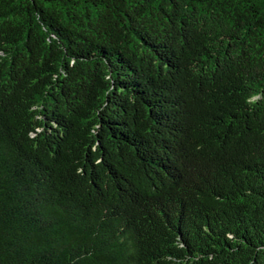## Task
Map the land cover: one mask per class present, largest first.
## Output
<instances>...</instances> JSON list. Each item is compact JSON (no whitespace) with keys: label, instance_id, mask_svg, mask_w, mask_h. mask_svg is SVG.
<instances>
[{"label":"trees","instance_id":"1","mask_svg":"<svg viewBox=\"0 0 264 264\" xmlns=\"http://www.w3.org/2000/svg\"><path fill=\"white\" fill-rule=\"evenodd\" d=\"M0 264H264V0H0Z\"/></svg>","mask_w":264,"mask_h":264}]
</instances>
